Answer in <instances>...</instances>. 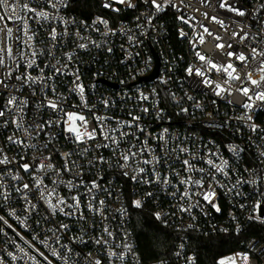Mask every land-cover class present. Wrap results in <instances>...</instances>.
<instances>
[{
  "label": "built area",
  "instance_id": "1",
  "mask_svg": "<svg viewBox=\"0 0 264 264\" xmlns=\"http://www.w3.org/2000/svg\"><path fill=\"white\" fill-rule=\"evenodd\" d=\"M75 1L66 0L67 6L61 8L59 15L69 21V33H75L79 30L84 39L80 40L76 36L69 35L59 40L60 48L56 51V56L60 59L61 64H67V68L65 74L58 75L53 81H49L50 84H54L60 95L68 97L65 102V110L78 112L86 116L90 122L89 127L95 122L93 114L111 118L105 121L111 127H115L117 120L130 121L133 115L139 116L141 118L139 124L146 129L145 135L148 132L156 135L167 129L166 136L169 138L167 147L169 149L176 148L179 145L180 147L189 148L197 156H203L204 159L208 158L210 151L216 152L222 160H228L232 171L228 178L217 175V179L220 180L221 184L226 186L223 188L216 187L215 189V202L221 207L222 211L220 213L215 212L201 200L204 211L201 212L199 209L193 208L192 214L196 216V219L193 220L187 213L176 211L183 202L178 203L176 199H173L171 193L176 191L175 188L155 184L151 186L138 185L122 175L121 169L107 164L89 168L87 167V161L94 160L100 154L114 163L115 157L110 149L100 148L98 151L90 149L84 157H81L78 149L89 145L94 147L93 141H89L88 145L78 146L69 143L67 133L60 131L59 128H46V131L50 132L54 139L48 143L47 151L44 154L53 155V162L60 165L63 162L59 155H55L57 151L66 153L77 150L78 154L72 156L71 159L85 165L82 176L85 184L91 180H96L100 185V189L96 190L97 202L105 200L107 215L110 217L109 220L100 221L99 216L92 217L86 209L85 215L90 216L86 223L83 220L63 215L49 217L50 220L54 219L57 224L65 223L69 225L68 230L61 234L63 237L62 243L68 244L74 252L80 253V256L73 255L69 264H75L76 261H79V264H86L88 253L96 258L104 257L103 249H99L92 242V238L99 235L102 225H107L114 233L121 234L116 243H120V240L124 239L123 233L128 234L125 242L132 245L134 257L138 259L139 264H186L185 256H196V264H199L198 255L192 246L190 234L200 233L209 236L224 233L218 231V229L228 227L231 224L230 214H235L238 217L242 228L239 235L243 238L239 240L233 251L221 256L219 259L247 251L248 241L260 240L261 244H264V224L248 220L247 216L250 214L251 209L244 210L239 207L240 204H253L260 199L259 196L255 195V192L257 190L264 192V183L258 181L255 186L251 184H245L243 187L237 186L242 193L241 195H236V190L227 191L228 188L236 184V180L241 174H243L244 179H252L247 172H244L246 167L255 168L260 176H264V164L258 163L257 157L260 151H264V140L258 139L256 135L250 132L246 126V121L235 119V117L243 115L245 111L241 106L245 98L235 91L239 82L232 85L233 95L229 96L225 93L216 96L213 89L202 82L203 78L194 74L189 75L186 72V69L190 66L194 69L201 67L202 62L195 56L196 51L210 55L213 60L223 61L226 60L223 53L227 51L234 50L248 54L250 47L264 49V43L260 42L261 37L264 36V9H260V4L264 3V0H229V3L246 12L243 17L236 15L235 12L221 9L219 7L221 0H184L183 4L180 3V0H175V3L179 5V9L169 7L166 11L157 14L151 23L141 16V13L148 11V9L139 0H133V3L138 5L134 9L116 5L121 8L118 13L103 8V0H99L98 8L103 13L89 15H82L77 12L73 7ZM16 9L17 15H28L20 12L19 3L16 4ZM204 13L208 14L207 18ZM213 16L217 20L223 21V27L220 23L211 19ZM97 17H103L108 21L107 28L102 24L93 25V21ZM137 17H140V19L137 20ZM180 17H183V20ZM184 21H187V23ZM4 23L15 29L18 22L5 21ZM4 23H0V27H3ZM28 23L33 30L38 32V40L30 42L33 43L37 51L51 46L48 42L50 27H55L57 32H63L64 30V25L59 20L40 21V24L33 21H28ZM205 27L214 35L223 38L219 41V43L225 44L223 50L215 48L214 45L217 41H214L212 37L204 32ZM96 28H99V31H96ZM108 29H111L112 32L104 35ZM181 32L187 35L181 36ZM234 32L240 33L241 36L248 33L249 39L240 40L239 36L234 39L232 36ZM16 34L14 31L13 38ZM200 35L204 36L205 43L203 44L198 42ZM253 36L256 37L255 40L252 39ZM93 41L99 47L95 46L92 43ZM79 43H85L88 47L80 49L77 47ZM228 43L232 44V49L227 48ZM108 49H111V51ZM26 52L28 58L31 59V49L26 50ZM65 53H71L73 59L68 61ZM13 54L14 56L17 55L15 44H13ZM7 63L15 68V63L12 60H8ZM48 63L55 64L56 61L51 60L48 56L38 55L36 64L39 67L27 69V71L32 76H37L40 74L39 69L44 68V65ZM157 63L158 74L153 80H150L148 78L155 72ZM233 63L236 62L233 61ZM0 71L6 72L7 69ZM24 71L25 69L21 67L14 75H19ZM44 71L46 75H52L51 70L45 68ZM238 71L243 73L244 70L238 68ZM73 73L79 74V82L85 87V98L91 108V113L88 108L78 107L80 105L79 95L70 92V89L74 87L72 81L75 76ZM208 75L214 81L223 83L221 77L215 72L208 73ZM162 81L167 82L163 83ZM6 83L8 88L0 87V107L6 103L9 93L21 100L27 99L25 126L29 123H43L46 120L57 118L55 115H50L47 109L38 110L36 108V104L41 100L39 85L34 86L37 91L33 96L32 87L22 84L21 81L15 78L7 79ZM17 88L20 91H16ZM141 92L149 97L147 101L140 99L139 93ZM48 97L54 98L51 92L48 93ZM101 100H109L113 103L110 107L105 108L99 103ZM228 101H231V103ZM143 108H149V111L143 112ZM184 108L189 111L182 112L181 109ZM252 115L255 123L264 128V110H254ZM5 118H0V124ZM126 130L129 132L136 131L135 128ZM13 131L15 130L12 127H0V143ZM17 134L22 139H26L23 133ZM136 134L140 135L138 132ZM145 135H140V139L143 140ZM250 136L252 137L251 141L248 139ZM49 139L48 136L40 134L39 138L31 141L26 140V143L39 146L49 141ZM127 140L132 143L136 142L131 140V137H128ZM99 142L103 143L104 141L100 139ZM149 143L152 147H155V141L150 140ZM256 144H259L260 147L257 148ZM229 145L239 146L244 151L240 153L239 157L234 156L228 150ZM127 147L128 143L121 145V149ZM6 148L11 149L7 153L10 157L21 153V149L16 146L6 145ZM21 154L25 155L26 160L30 162L33 155L39 156L40 152L25 148ZM165 155H169V153H165ZM177 155H179V159L176 158ZM171 156L172 159L167 164L160 166L161 171L165 174L170 172L168 165H171V172L180 171L182 169L181 161L190 158L182 153H172ZM17 159H19V156H17ZM3 167V165H0V168ZM197 167L206 168L207 166L201 162L197 164ZM127 171H129V175L132 174L130 169ZM21 175L24 176V182H27V175L22 171ZM183 175L184 173H181L180 177L173 176V183H177ZM213 175L216 174L213 173ZM69 178L71 177H65V179ZM88 186L90 187V184ZM207 186L208 180L206 178L205 187ZM101 189H104V191H101ZM59 190L62 194H67V190L63 187ZM84 190V188L80 189L81 192ZM180 190L183 191V186H180ZM145 191L153 192L155 198L145 199ZM196 191L200 190L197 189ZM134 199H142L144 205L149 203L153 207V212H161L162 214L175 212V215L165 217L166 226L172 228L178 234L170 259L145 262L141 258L132 230L134 208L131 206V201ZM197 199L199 197L194 196L191 202L194 203ZM33 202L35 203V201ZM22 205L23 202H17L14 195L13 202L9 207H0V216H4L8 224L12 225L9 228L0 221V228H3L7 234H0V252L12 251L20 255L19 247H23L25 251H29L36 256L38 264H44L38 253H43L44 256L48 257L51 264H63L61 260L51 256V248L45 247L41 243L45 238V231L53 227L51 223L44 219L47 212L43 207H40L37 213L31 214L29 219L25 221L24 226L21 225L19 220L8 215L11 208H15L17 215L23 220L29 214L21 211ZM183 206L187 207L188 205L183 204ZM120 208L127 209L126 215L122 216L118 211H115ZM93 220L96 221L94 226ZM189 224L194 227L188 228ZM181 229L187 230L182 231ZM226 234L234 233L230 230ZM48 235L51 236L52 234L48 233ZM33 236H37L38 239L33 240ZM28 242L33 245V248L28 247ZM49 243L51 242L49 241ZM181 243L184 244L183 249L179 247ZM13 244L18 247H13ZM52 247L56 246L53 245ZM116 251L119 252L121 249L117 248ZM177 251L182 252L179 258L174 254ZM126 264H134V258L128 257ZM253 264H258L255 253H253ZM260 264H264V257L261 258Z\"/></svg>",
  "mask_w": 264,
  "mask_h": 264
},
{
  "label": "snow or ice",
  "instance_id": "2",
  "mask_svg": "<svg viewBox=\"0 0 264 264\" xmlns=\"http://www.w3.org/2000/svg\"><path fill=\"white\" fill-rule=\"evenodd\" d=\"M140 3L146 6L148 11L141 13L144 19L151 23L156 15L166 11L167 8L179 9V5L175 3V0H139ZM184 0H180L183 4ZM20 5V12L27 13L28 15L19 16L17 15L16 4ZM116 5H122L126 8H136L138 5L133 3V0H103L102 7L109 9L113 12H120L121 8ZM66 0H0V23L5 21H10L17 23L15 29L4 23L3 27H0V70L7 69V71H0V87L8 88L6 83L7 79L15 78L32 87V95L34 96L37 88L35 85H39V91L41 93V100L36 104V108L47 109L50 115H55L57 118L55 120L49 119L43 123H29L25 126L24 119L27 115L25 111L28 107L27 99H19L17 96L9 93L6 103L0 107V118H5L0 124V127L14 128L15 131L11 135H7L2 143H0V207H9L13 202V196L15 195L16 201H22L23 205L21 211L28 213L23 220L17 215L16 209L11 208L8 215L19 220L21 225L24 226L25 221L29 219V216L33 213H37L40 207H43L47 212V216L44 219L51 223L53 227L48 228L45 231V238L41 241L42 245L51 248V256L58 260H61L63 264H69L72 260L73 255L80 256V253L74 252V250L68 245L62 243V233L66 232L69 228L68 224L59 223L57 224L54 219H49V217H55L57 215H63L69 218H75L77 220H83L85 223L90 218L89 215H85V209L92 216H99L100 221L109 220L110 217L107 215V207L105 200H99L97 202L96 190L100 189V185L96 180H91L87 184L82 179L83 168L85 165L77 163V161L72 160L71 157L78 154L84 157L90 149L92 151H98L100 148H109L113 156L115 157V162L113 163L102 154L95 157L94 160L87 161V167L94 168L100 164H107L111 167H116L121 169L122 175L128 177L130 180L134 181L138 185L151 186L163 185L168 188H175L176 191L172 192L171 195L173 199L179 202H183L176 209L180 213H187L191 219L195 220L196 216L192 214L193 208L199 209L201 212L204 211L201 206V200L205 205L210 206L215 212L220 213L222 211L221 207L215 202L216 187H226L221 184L220 180L217 179V175L222 178H228L230 172L232 171L229 167L228 160H222L220 155L216 152H209L208 158L204 159L203 156H197L189 148L180 147L169 149L168 137L166 133L167 129L163 132L153 135L148 132L146 135V129L139 124L140 117L132 116L130 121H120L115 122V127H111L105 121L110 120L109 117L94 116V123L89 127V120L86 116L78 112H69L65 110V102L68 97L60 95L57 92L54 84H50L49 81H53L58 75L65 74V69L67 64H61L60 59L56 56V51L60 48L59 40L64 36L73 35L83 40L84 37L80 35L79 30L75 33L68 32L69 21L65 20L59 15L61 8L66 7ZM221 9H226L230 12H235L238 16H245L246 12L235 7L229 0H221L219 3ZM260 9H264V3L260 4ZM205 17H208L207 13H204ZM140 17H137L139 20ZM183 20V17H180ZM212 20L220 23L223 27V21L217 20L215 16L211 17ZM59 20L61 24L64 25L63 32H57L55 27H50L48 32V42L50 47L37 51L34 46L33 41L38 40V32L33 30L28 21H33L40 24V21L50 22ZM187 23V21H184ZM102 24L107 28L108 21L103 17H97L93 21V25ZM99 31V28L95 29ZM17 33L13 38V33ZM243 31V29H241ZM112 32L108 29L104 35ZM204 32L208 36L212 37L215 43V48L217 50H223L225 44L219 43L223 38L214 35L208 28H204ZM181 36L187 35L181 32ZM233 38L239 36L240 40L249 39L248 33L243 36L240 33L234 32L232 34ZM131 39V37H129ZM253 40L256 39L255 36L252 37ZM198 42L200 44L205 43L204 36L200 35ZM261 43H264V36L261 37ZM95 45V42H92ZM13 44H15L17 49V55L13 54ZM99 47V45H95ZM80 49H86L88 47L85 43H79L77 45ZM227 48L232 49V44L228 43ZM31 49V59L28 58L26 50ZM111 51V49H108ZM38 55L48 56L51 60H55L56 63H48L44 65V68L39 69V75L32 76L27 69L38 68L39 65L36 64V57ZM223 55L226 60H213V58L200 51L195 52V56L199 61L202 62L200 68L188 67L186 72L189 75H196L203 78L202 82L211 87L216 96H221L222 94H227L229 96L233 95L232 85L239 82L235 91L244 97L242 102V108L245 110L244 114L235 117L236 120L246 121V126L249 128L250 132L257 136L258 139L264 140V128H261L253 120L254 110H264V49H259L257 47H250L248 54L244 52L237 51H227ZM68 61L73 59L71 53H65ZM12 60L15 63V68H12L7 61ZM235 61L236 63H233ZM255 62V63H253ZM21 67L25 69L19 75H14L17 70ZM47 68L51 70L52 75L48 76L45 74L44 69ZM238 68H242L244 71L241 73ZM215 72L221 77L223 83L214 81L208 73ZM75 79L72 81L74 87L70 89L71 93L79 95L80 105L78 107L88 108L91 113V108L89 107L88 101L85 98V87L79 82V74L73 73ZM166 83L167 81H162ZM16 91H20L19 88ZM51 92L54 98H49L48 93ZM140 99L147 101L148 96L144 95L142 92L139 93ZM175 98V97H173ZM191 99V97H189ZM231 103V101H228ZM101 103L105 108L110 107L113 103L109 100H101ZM143 112H148L149 108H143ZM182 112H188L187 108L181 109ZM131 115V113H130ZM79 122V123H77ZM227 123V122H225ZM223 126V125H221ZM59 128L60 131L67 133L68 142L71 144H76L78 146L88 145L89 141H93L94 147L89 145L87 147H82L77 150H73L66 153H60L57 151L55 155H59L62 160V164L58 165L53 162V155H45L47 151L48 143L51 142L54 137L51 133L46 131V128ZM135 128L136 131L129 132L126 129ZM145 135L143 140L140 139V135ZM17 133H23L26 139H22ZM35 133V135H33ZM40 134L48 136L49 141L43 143L42 145H35L31 143H26V140L31 141L32 139L39 138ZM131 137V140L136 141L135 143L127 140ZM102 139L104 142L100 143L99 140ZM251 141L252 137H248ZM155 141V147H152L149 141ZM123 143H128L126 149H121ZM6 145H13L21 149V153L25 148L35 149V151L40 152L39 156L33 155L31 161L26 160L25 155L17 153L16 156H9L7 153L11 151L10 148H6ZM259 148L260 145L256 144ZM159 149V151H157ZM228 150L232 152L234 156L239 157L240 153L244 149L239 146L229 145ZM169 153V155H165ZM172 153H182L187 157L181 161L182 169L180 171L171 172V165L169 167V174H165L161 171L160 166L167 164L169 160L172 159ZM19 156V159H17ZM258 163L264 164V151H260L257 154ZM179 159V155L176 156ZM219 161V162H218ZM203 162L207 167H197L198 163ZM14 166V167H9ZM131 170V175L129 171ZM21 171L27 175L28 180L24 182V176L21 175ZM244 172H247L252 179H244L243 174L240 175L236 180V184L228 188L227 191L231 192L236 190V195H241L242 193L238 190L237 186L243 187L245 184H251L253 186L257 185L258 181L264 183V176H260L255 168L246 167ZM181 173H184L183 177L178 180L177 183H173L172 177H180ZM215 173L216 175H213ZM66 176L71 178L65 179ZM195 177V178H194ZM208 180V186L205 187V179ZM7 181L20 182V183H8ZM47 181V182H46ZM90 184V187L88 186ZM180 186H183V191L180 190ZM64 188L67 190V194H62L59 189ZM81 188L85 190L80 191ZM199 189L200 191H196ZM104 191V189H101ZM75 193V194H73ZM178 194V195H177ZM255 195L259 196L260 199L256 200L253 204H240L239 207L244 210L251 209L250 214L247 219L250 221H258L264 224V192H255ZM198 196L194 203H192V198ZM144 198H155L153 192L145 191ZM35 201V203L33 202ZM71 201V202H69ZM183 204H187L185 207ZM131 206L135 209H142L144 206V201L142 199H134L131 201ZM118 211L122 216L126 215L127 209L120 208ZM157 221L167 224L165 219L168 215H175L173 213H161L154 212L152 214ZM229 220L231 224L228 227L219 228L218 231L228 233L230 230L235 234L239 235L242 228L238 217L235 214L229 215ZM0 221H2L7 227L11 228L12 225L8 224L4 216H0ZM39 223V221H37ZM96 221L93 220V226ZM188 228H193L194 226L189 224ZM186 231L187 229H181ZM48 233L52 235L49 236ZM0 234L7 235L3 228H0ZM124 239L120 240V243H116L118 237L121 236L120 233H114L107 225H102L99 230V235L92 238V242L103 249L104 257L96 258L93 257L91 253L87 254L86 264H126V259L128 257L134 258V264H139L138 259H135L132 245L125 242L127 233L122 234ZM33 240H37V236H33ZM49 241L51 243H49ZM55 245L56 247H52ZM13 247H18L13 244ZM28 247L31 249L33 245L28 242ZM180 249L184 248V244L179 245ZM247 251L238 252L232 256L221 258L217 261V264H253V253H255V259L260 264L261 258L264 257V244H261L260 240H252L247 242ZM120 248L121 251L117 252L116 249ZM38 252V250H36ZM20 255L15 254L12 251L6 253L0 252V264H38L36 256L32 255L31 252L25 251L23 247H19ZM42 257L44 264H51L48 257L44 256L43 253H38ZM178 258L182 255V252L177 251L174 253ZM27 258V259H26ZM186 264H196V256H185ZM75 264H79L76 261Z\"/></svg>",
  "mask_w": 264,
  "mask_h": 264
},
{
  "label": "trees",
  "instance_id": "3",
  "mask_svg": "<svg viewBox=\"0 0 264 264\" xmlns=\"http://www.w3.org/2000/svg\"><path fill=\"white\" fill-rule=\"evenodd\" d=\"M99 0H76L74 9L82 15L103 13L98 8ZM153 207L147 203L142 209L133 210L132 230L138 250L145 262L170 259L177 240V232L157 221L152 215ZM192 246L198 255L199 264H217V260L233 251L243 236L219 233L203 235L191 233Z\"/></svg>",
  "mask_w": 264,
  "mask_h": 264
},
{
  "label": "water",
  "instance_id": "4",
  "mask_svg": "<svg viewBox=\"0 0 264 264\" xmlns=\"http://www.w3.org/2000/svg\"><path fill=\"white\" fill-rule=\"evenodd\" d=\"M157 74H158V63L155 72L148 79L153 80L157 76Z\"/></svg>",
  "mask_w": 264,
  "mask_h": 264
}]
</instances>
